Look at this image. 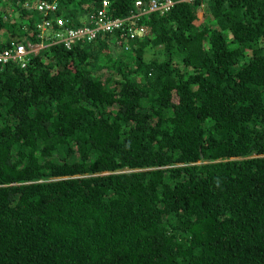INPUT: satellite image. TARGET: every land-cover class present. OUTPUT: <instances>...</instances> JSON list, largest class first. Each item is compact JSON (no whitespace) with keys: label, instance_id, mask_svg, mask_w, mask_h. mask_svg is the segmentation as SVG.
Here are the masks:
<instances>
[{"label":"trees","instance_id":"obj_1","mask_svg":"<svg viewBox=\"0 0 264 264\" xmlns=\"http://www.w3.org/2000/svg\"><path fill=\"white\" fill-rule=\"evenodd\" d=\"M39 1L0 0V49L48 42L0 65V264H264V0L178 1L113 54L51 42L101 0Z\"/></svg>","mask_w":264,"mask_h":264},{"label":"built area","instance_id":"obj_2","mask_svg":"<svg viewBox=\"0 0 264 264\" xmlns=\"http://www.w3.org/2000/svg\"><path fill=\"white\" fill-rule=\"evenodd\" d=\"M178 1L181 0H133L132 8L130 7L127 11L128 14L122 17L111 16L108 1L101 0L100 6L88 15L89 21H87V24L81 27L73 28L66 18L54 16L52 21L63 27V34L60 31L57 32L58 36L53 41L51 40V42H62L65 47H69L72 37L85 36L86 39H92L95 37L97 31L103 30L109 32V36H112L125 49L128 47V42L124 39L126 36L132 38L135 34H142L144 31V25L136 23L140 15H144L146 18L151 11H156L157 14H161ZM35 7L42 13L39 22L40 28L51 25V19L45 17L44 13L46 10L54 9L56 7V1L46 2L40 0L36 3ZM124 20H128L131 26H123ZM36 45L37 43L15 41L13 39L8 46L0 49V65L8 57L22 59L23 55L27 52H37L38 47Z\"/></svg>","mask_w":264,"mask_h":264},{"label":"rangeland","instance_id":"obj_3","mask_svg":"<svg viewBox=\"0 0 264 264\" xmlns=\"http://www.w3.org/2000/svg\"><path fill=\"white\" fill-rule=\"evenodd\" d=\"M69 7H74V8H78L79 6H77L76 4H69ZM203 8V7H202ZM202 8L198 7L197 11H196V19H199V17L201 16V13H202ZM42 15V13H41ZM3 28H0V38L3 39L4 36L6 35V33L4 31H2ZM28 31V29H27ZM12 38V37H11ZM13 39H17V37H13ZM50 43V42H49ZM48 44L47 42V38H42V42H37V47L38 49H40L41 47H44ZM104 43L103 42H99V45H103ZM119 43L117 41H115V39H113L112 36H109L108 37V40H107V49L109 50V53L113 54L114 53V49H119L121 48L119 45ZM71 46V44H70Z\"/></svg>","mask_w":264,"mask_h":264},{"label":"clouds","instance_id":"obj_4","mask_svg":"<svg viewBox=\"0 0 264 264\" xmlns=\"http://www.w3.org/2000/svg\"><path fill=\"white\" fill-rule=\"evenodd\" d=\"M41 17H42V15H41ZM37 43V42H36ZM119 45V44H118ZM120 47H121V45H119ZM39 50V49H38ZM38 50H37V52H38ZM18 60H20L21 61V64H23V62H24V59H18Z\"/></svg>","mask_w":264,"mask_h":264}]
</instances>
